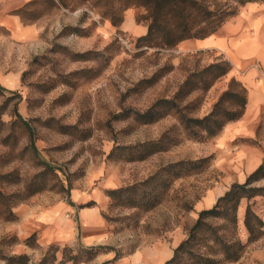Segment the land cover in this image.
Instances as JSON below:
<instances>
[{"label": "rangeland", "instance_id": "1", "mask_svg": "<svg viewBox=\"0 0 264 264\" xmlns=\"http://www.w3.org/2000/svg\"><path fill=\"white\" fill-rule=\"evenodd\" d=\"M208 1L238 6L237 14L249 3L264 4ZM142 3L0 0V175H9L0 176V189L22 190L39 173L44 184L13 208L16 219L0 218L2 253L28 254L29 264H38L55 246L58 258L73 247L83 259L69 264H95L101 256L104 264H116L148 245L174 254L200 211L233 183L245 182L213 151L217 135L191 138L176 110L165 109L150 123L134 118L158 100L175 98L191 72L229 60L213 48L184 51L182 41L172 48L146 45L140 40L149 26ZM231 78L175 100L203 117ZM157 141L166 149L148 153ZM210 156L205 168L192 166L166 185L169 164ZM247 203L238 210L243 242ZM250 203L264 217V195ZM36 205L59 217L52 223L28 220L24 212ZM90 246L104 249L86 260L82 250ZM0 264L6 260L0 257ZM225 264H264V235L238 261Z\"/></svg>", "mask_w": 264, "mask_h": 264}, {"label": "trees", "instance_id": "2", "mask_svg": "<svg viewBox=\"0 0 264 264\" xmlns=\"http://www.w3.org/2000/svg\"><path fill=\"white\" fill-rule=\"evenodd\" d=\"M147 8L149 19L148 31L141 35L140 40L148 46L172 48L181 41L189 38H206L217 32L230 17L237 14L238 6L213 5L208 0H139ZM239 5L258 0H234ZM264 1V0H259ZM231 62L227 59L210 63L199 71L191 72L180 86L175 98H184L191 95L197 89L207 91L219 78L225 77L231 71ZM229 88L222 93L219 99L207 115L203 117L193 116L183 110L180 102L173 99L158 100L152 108L146 112L134 114L137 121L150 123L162 117L168 110H176L179 122L184 130L192 138L206 140L218 135L231 120L243 116L247 106V87L235 77L229 80ZM3 91L0 85V92ZM28 126L27 122L22 121ZM37 150L36 144L32 143ZM160 142L152 143L148 153L165 150ZM147 154V153H146ZM145 154V155H146ZM210 157L192 161H177L166 166L167 175L171 178L166 185L172 183L176 177H180L183 171L190 167L205 168L210 162ZM46 169L45 171H47ZM42 175V174H41ZM40 173L28 183L22 190L6 192L0 189V218L14 220L18 216L13 208L20 201L43 189V178ZM7 177L8 174H1ZM264 179V162L254 170L243 183L235 182L228 191L220 196L211 208L200 211L196 221L191 226L188 236L183 239L174 251L173 256L165 264H225L230 261H238L247 249V246L264 235V217L260 216L250 200L264 195V184L256 183ZM147 195V193H145ZM133 197V196H132ZM144 197V196H143ZM247 199L246 213L243 225L248 233L246 242L238 235V210L243 200ZM156 204L155 202L149 207ZM134 205V202L132 203ZM84 249V248H82ZM81 249V250H82ZM103 246H90L86 250L87 258H94ZM60 247H52L38 264H69L77 263L83 259L78 253H74L72 247H65L62 257L58 258ZM0 257L6 260V264H29L30 256L25 253L20 255H8L0 250Z\"/></svg>", "mask_w": 264, "mask_h": 264}, {"label": "crops", "instance_id": "3", "mask_svg": "<svg viewBox=\"0 0 264 264\" xmlns=\"http://www.w3.org/2000/svg\"><path fill=\"white\" fill-rule=\"evenodd\" d=\"M181 47L184 51L213 48L225 53L232 65L228 75L247 87L243 116L226 124L214 138L213 148L221 162L237 173L240 181H245L264 162V4L249 3L227 20L219 32L206 38H189L181 42ZM55 211H41L36 205L24 213L28 220L52 223L59 217ZM172 255L171 248L148 245L115 263L165 264ZM101 257L95 264L105 263L106 258Z\"/></svg>", "mask_w": 264, "mask_h": 264}, {"label": "bare ground", "instance_id": "4", "mask_svg": "<svg viewBox=\"0 0 264 264\" xmlns=\"http://www.w3.org/2000/svg\"><path fill=\"white\" fill-rule=\"evenodd\" d=\"M127 19H129V18H127ZM129 25V24H128ZM181 47V46H180ZM184 48V47H183ZM186 48V47H185ZM228 163V162H227ZM234 164V163H233ZM231 166V165H230ZM237 166H239V165H237ZM238 168V167H237ZM228 170V169H227ZM235 170V169H234ZM60 229V228H59Z\"/></svg>", "mask_w": 264, "mask_h": 264}]
</instances>
